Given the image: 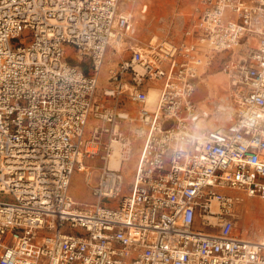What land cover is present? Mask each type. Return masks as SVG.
<instances>
[{"label": "built area", "instance_id": "2783aa9c", "mask_svg": "<svg viewBox=\"0 0 264 264\" xmlns=\"http://www.w3.org/2000/svg\"><path fill=\"white\" fill-rule=\"evenodd\" d=\"M120 2L0 0V264H264L238 229L264 202V0H198L166 49L131 42ZM216 57L218 97L198 89ZM113 139L137 149L130 178ZM81 170L94 201L70 191Z\"/></svg>", "mask_w": 264, "mask_h": 264}, {"label": "rangeland", "instance_id": "374dc122", "mask_svg": "<svg viewBox=\"0 0 264 264\" xmlns=\"http://www.w3.org/2000/svg\"><path fill=\"white\" fill-rule=\"evenodd\" d=\"M124 2L120 3V7L123 6L122 8L131 12L134 17V28L131 32L130 40L133 44L136 43L138 46L144 48H149L150 41H152V43L162 42L163 40L177 41L181 37L184 29L197 21L195 7L198 0H124ZM73 51V48L69 46L66 47L67 55H73L78 61ZM121 53L122 52H120V54ZM124 54L127 55L126 52ZM119 60L118 53L113 54L107 52L106 59L100 69V86L106 84L107 75L110 74L109 69L116 67ZM218 60L219 57H216L212 65L208 67L203 88L209 90L211 95L216 97L224 93L225 89L228 88L227 77L224 73L219 71L220 66L217 65L219 62ZM71 61L75 63L74 60ZM214 79H216V81ZM100 86L98 88L99 92L102 89ZM200 96L201 94L196 93V98ZM127 107L131 108L130 105ZM121 128L124 134L127 135L128 130L126 126L122 125ZM102 153L103 150H101V154ZM136 155L137 149L132 148V159L126 161L125 168L123 169L128 178L131 175V170L129 171V168H133ZM87 163V166H89L91 170L90 184H93L97 180L99 168L103 164V161L97 156ZM83 177V171L74 172L70 191L75 199L81 201H94L90 193V188L85 183ZM0 200L14 201V196L11 193L0 192ZM239 214L238 229L240 232L245 235H254L255 232L260 236L264 235V202L259 201L257 198H248Z\"/></svg>", "mask_w": 264, "mask_h": 264}, {"label": "bare ground", "instance_id": "6f19581e", "mask_svg": "<svg viewBox=\"0 0 264 264\" xmlns=\"http://www.w3.org/2000/svg\"><path fill=\"white\" fill-rule=\"evenodd\" d=\"M121 2H124V0H121ZM123 11H126V9L124 8ZM160 43L162 44L163 49H166L170 46V42L167 40H163ZM115 47L117 48V50L119 52L122 50L121 40L116 42ZM204 49H205V47H204ZM110 52L113 53L116 51L111 50ZM100 69H101V67H100ZM214 80L216 81V79H214ZM156 97H157V88L151 87L150 90L148 91V102L150 104H152L156 100ZM109 157H110L109 161H108L109 167L115 168V169H120L123 171V169L125 168L126 161H129L130 159H132V146L129 145V141L113 139L111 142V152H110ZM82 169L84 170V172L91 174V170L89 169V166H87L85 163H84V166L82 167ZM83 170H81L79 172H82ZM257 235L258 234L255 232L254 235H251V234L245 235V237L251 238V239H255V238L264 239V235H262V236H260V235L257 236Z\"/></svg>", "mask_w": 264, "mask_h": 264}, {"label": "crops", "instance_id": "0c3cea01", "mask_svg": "<svg viewBox=\"0 0 264 264\" xmlns=\"http://www.w3.org/2000/svg\"><path fill=\"white\" fill-rule=\"evenodd\" d=\"M203 88H204V84L201 83L198 89L203 90Z\"/></svg>", "mask_w": 264, "mask_h": 264}]
</instances>
